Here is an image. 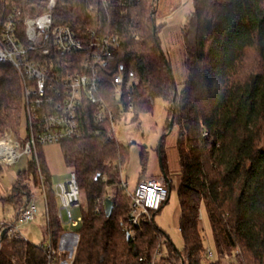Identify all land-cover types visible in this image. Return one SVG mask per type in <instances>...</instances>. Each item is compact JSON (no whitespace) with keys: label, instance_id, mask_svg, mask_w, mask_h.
Returning a JSON list of instances; mask_svg holds the SVG:
<instances>
[{"label":"trees","instance_id":"obj_1","mask_svg":"<svg viewBox=\"0 0 264 264\" xmlns=\"http://www.w3.org/2000/svg\"><path fill=\"white\" fill-rule=\"evenodd\" d=\"M11 1L30 16L45 12L49 2ZM55 1L56 24H68L79 36L95 30L120 42L114 64L132 69L137 82L130 101L118 100L111 83L105 84L115 123L125 118L140 122L155 99L164 97L173 117L167 129L176 125L178 131L182 249L155 223L161 209L127 237L131 195L121 175L126 153L109 124L95 125L90 119L84 136L61 143L80 195L87 199V207L79 205L82 220L71 264H150L162 238L168 250L157 264H264V0H192L193 10L181 28L188 77L174 100L173 73L153 28L158 0ZM3 4L0 0V10ZM22 104L18 73L0 65V135L9 128L18 135ZM163 150L161 146L167 174ZM146 159L142 153L143 169ZM40 166L46 173L44 163ZM31 177L38 183L35 157L18 171L9 197L17 219L31 201ZM168 187L172 189L171 181ZM50 194L49 189L46 226L57 243L65 227L58 217V200ZM108 198L113 202L109 216ZM202 206L214 238L213 259L204 244ZM46 262L44 250L18 232L7 233L0 242V264Z\"/></svg>","mask_w":264,"mask_h":264},{"label":"built area","instance_id":"obj_2","mask_svg":"<svg viewBox=\"0 0 264 264\" xmlns=\"http://www.w3.org/2000/svg\"><path fill=\"white\" fill-rule=\"evenodd\" d=\"M12 3L4 0L0 10V65L11 66L20 77L26 135L20 139L8 132L0 135V163L14 164L24 155H33L45 200L46 220L49 219L50 189L60 203V221L64 225H77L82 217L75 221L71 212L73 206L80 205L75 173L54 188L41 169L37 148L81 138L88 130L90 119L95 125L109 124L115 133V112L105 84L111 83L118 100L130 101L137 82L135 74L118 62L114 64L120 51V42L115 36L95 30L79 36L68 24H56L55 0H49L47 10L36 16L25 15ZM168 183L163 176L141 179L129 192L130 235L150 221L168 200ZM122 186L127 190V180H122ZM36 210V203L30 201L19 217L30 222ZM4 228L8 229L7 233L18 232L14 224H0V233ZM46 229L48 242L39 245L46 253V264H71L77 240L70 244L62 234L55 243L47 226ZM164 240L161 239L150 264L161 262ZM67 250H70L69 256ZM206 253L209 259L214 258L210 249L207 248Z\"/></svg>","mask_w":264,"mask_h":264},{"label":"rangeland","instance_id":"obj_3","mask_svg":"<svg viewBox=\"0 0 264 264\" xmlns=\"http://www.w3.org/2000/svg\"><path fill=\"white\" fill-rule=\"evenodd\" d=\"M176 1L181 2L180 4L182 7L184 3H189L190 0H158L153 10L156 11L155 21L160 44L172 70L176 87L178 90H181L188 77L185 65V47L181 35L182 25L188 15L184 16V20L178 29L170 27L164 32L167 20H164L165 18H163L162 13V10L163 12L167 10L173 12L176 7ZM169 107L170 102L168 99L158 97L154 101L153 109L140 115V122H131L129 118H125L116 125L115 133L116 138L123 145L126 153V163L122 168L121 175L122 179L127 180V191L129 192L135 189L137 183L141 179L162 176L159 145L161 137L165 135L162 141L164 163L168 171V177L172 182V189L170 190L168 200L165 202L160 212L155 215L154 221L165 236L171 239L176 248L182 249L183 240L179 230L180 207L176 191L180 170L176 147L178 131L176 125L170 130L167 129L170 120ZM5 132L13 134L14 137L16 136L15 132L10 128L6 129L3 134H5ZM25 135L26 119L23 114L17 136L20 139ZM142 153H144L147 158L144 169L141 163ZM37 154L40 162L44 163L46 167V173L44 172V174L49 177L54 188H56L58 183L67 181L71 178L73 170L65 162L61 144L55 143L39 146L37 148ZM33 157V155H24L14 164L6 162L0 163L2 166L0 171V224H14V228L22 237L39 246L47 244L48 242L46 239L47 220L45 215V200L39 181L36 183L32 177L31 180L28 181L32 196L31 202L34 201L37 206L34 220L25 222L20 217L17 219L16 205L9 200V197L13 193V186L17 179L18 171L25 169L29 160ZM50 192L52 197L54 194L52 190H50ZM79 199L80 204L84 208L87 207V199L83 194L79 196ZM59 205L60 203L58 200V208ZM71 212L75 221L78 220L79 217H82L80 206H73ZM201 220L204 229V244L214 253L215 258L216 250L214 238L204 206L201 207ZM79 225L80 222H78L77 225H73L72 223H66L64 225L65 232L63 235L64 237L71 236L72 242H70V244L74 242V239L78 241L76 232ZM162 250L163 255L166 256L168 250L166 244H163ZM69 255L70 250H67V256ZM70 258L67 260L70 261Z\"/></svg>","mask_w":264,"mask_h":264},{"label":"crops","instance_id":"obj_4","mask_svg":"<svg viewBox=\"0 0 264 264\" xmlns=\"http://www.w3.org/2000/svg\"><path fill=\"white\" fill-rule=\"evenodd\" d=\"M181 2L176 1L175 2V9L173 12L170 10L164 11L162 10L163 13V18L164 20H167V25L164 27V32H166V29L173 27L174 29L181 26L184 16L188 15L189 13L192 12L193 10V3L192 0L189 1V3H184L183 6L181 7ZM161 13V10H160ZM63 239L67 242H71V236L69 237H63Z\"/></svg>","mask_w":264,"mask_h":264},{"label":"water","instance_id":"obj_5","mask_svg":"<svg viewBox=\"0 0 264 264\" xmlns=\"http://www.w3.org/2000/svg\"><path fill=\"white\" fill-rule=\"evenodd\" d=\"M153 28H154V32H155V29H156V25L155 24H154ZM169 70H171L170 66H169ZM176 94H177V87H176V84H175L173 100L175 99ZM170 124L171 125L173 124V117L170 119ZM164 137H165V135L163 137H161V139H160V145H159V157H160V160H161V146H162V141H163ZM162 176H163V178L165 179L166 182H170V179H169L168 175L165 173V171L163 170V167H162ZM112 209H113V202H112V200L110 198H108L106 200V204H105V212H106L107 216H109L111 214ZM7 232H8L7 228H4L2 230V232L0 233V242L2 241L3 237L7 234ZM127 237L128 238L130 237L129 233L127 234ZM179 255H181L180 252H179ZM182 264H184L183 261H182Z\"/></svg>","mask_w":264,"mask_h":264}]
</instances>
